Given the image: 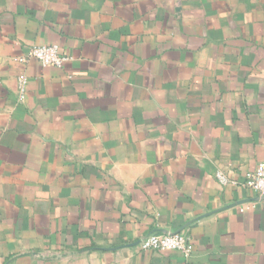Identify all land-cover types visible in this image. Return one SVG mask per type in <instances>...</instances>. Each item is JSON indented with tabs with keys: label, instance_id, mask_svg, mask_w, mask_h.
Here are the masks:
<instances>
[{
	"label": "crops",
	"instance_id": "obj_1",
	"mask_svg": "<svg viewBox=\"0 0 264 264\" xmlns=\"http://www.w3.org/2000/svg\"><path fill=\"white\" fill-rule=\"evenodd\" d=\"M261 162L264 0H0V264H264Z\"/></svg>",
	"mask_w": 264,
	"mask_h": 264
},
{
	"label": "built area",
	"instance_id": "obj_2",
	"mask_svg": "<svg viewBox=\"0 0 264 264\" xmlns=\"http://www.w3.org/2000/svg\"><path fill=\"white\" fill-rule=\"evenodd\" d=\"M31 60L44 67L51 66L63 69L71 61V58L66 54H62L57 45H51L34 47L26 56L17 58L16 61L20 64H26ZM28 84L29 80L26 76L19 78V89L22 96H24ZM216 177L221 184L228 183L224 173L218 172ZM245 186L254 190L259 196L264 197V162L259 163L256 171L248 176ZM251 207V204L247 205L242 211L251 210ZM139 247L142 251L181 252L187 258L193 253L192 240L183 233L152 234L141 239Z\"/></svg>",
	"mask_w": 264,
	"mask_h": 264
}]
</instances>
